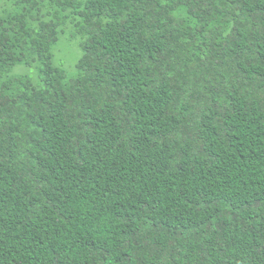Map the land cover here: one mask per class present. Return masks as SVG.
<instances>
[{"label":"trees","instance_id":"trees-1","mask_svg":"<svg viewBox=\"0 0 264 264\" xmlns=\"http://www.w3.org/2000/svg\"><path fill=\"white\" fill-rule=\"evenodd\" d=\"M0 264H264V0H0Z\"/></svg>","mask_w":264,"mask_h":264},{"label":"rangeland","instance_id":"rangeland-1","mask_svg":"<svg viewBox=\"0 0 264 264\" xmlns=\"http://www.w3.org/2000/svg\"><path fill=\"white\" fill-rule=\"evenodd\" d=\"M82 55L80 40L73 37L70 29L62 35L61 41L55 50V63L65 68L69 72H75V64L79 62ZM18 73H26L35 76V71L17 69Z\"/></svg>","mask_w":264,"mask_h":264}]
</instances>
